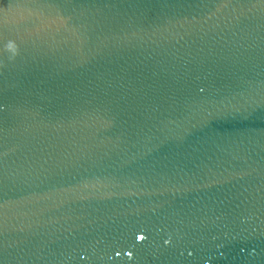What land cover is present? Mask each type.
Instances as JSON below:
<instances>
[{"label": "water", "instance_id": "water-1", "mask_svg": "<svg viewBox=\"0 0 264 264\" xmlns=\"http://www.w3.org/2000/svg\"><path fill=\"white\" fill-rule=\"evenodd\" d=\"M0 264H264V0H0Z\"/></svg>", "mask_w": 264, "mask_h": 264}]
</instances>
